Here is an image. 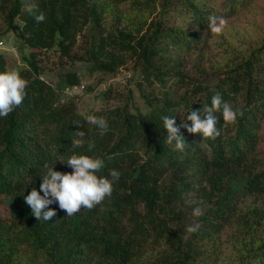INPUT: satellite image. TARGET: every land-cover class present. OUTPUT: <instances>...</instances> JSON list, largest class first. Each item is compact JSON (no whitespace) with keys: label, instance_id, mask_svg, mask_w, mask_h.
<instances>
[{"label":"trees","instance_id":"obj_1","mask_svg":"<svg viewBox=\"0 0 264 264\" xmlns=\"http://www.w3.org/2000/svg\"><path fill=\"white\" fill-rule=\"evenodd\" d=\"M256 1L0 0V41L12 38L21 55L10 66L0 52V72L17 69L28 81L22 105L0 118V264H264V28L239 42L208 28L209 16L228 21ZM85 29L88 70L124 68L133 84L91 113L74 97L62 100L44 75L52 52L62 64L75 60ZM59 76L66 88L82 80L78 69ZM216 94L242 113L235 123L215 113L214 140L181 127ZM89 114L103 116L107 131L88 124ZM165 116L183 151L165 143ZM76 131L85 132L79 148ZM72 154L103 159L109 179L120 172L112 195L73 216L53 203L56 215L38 220L24 197L39 191L45 163L70 173L60 161Z\"/></svg>","mask_w":264,"mask_h":264},{"label":"clouds","instance_id":"obj_2","mask_svg":"<svg viewBox=\"0 0 264 264\" xmlns=\"http://www.w3.org/2000/svg\"><path fill=\"white\" fill-rule=\"evenodd\" d=\"M28 12L32 13V7H28ZM37 23L44 22L46 17L43 12L36 15ZM226 19L222 16H209L208 28L212 33L220 34L226 26ZM28 81L24 79L17 69L0 72V118H6L17 107L21 106L26 97ZM220 112L225 124L235 123L238 115L233 106L223 100L221 95L216 94L211 99V106H203L200 110H191L186 117V121H191V125L183 122L181 127L187 129L189 133L200 134L203 139H216L221 135V130L217 127L218 119L215 113ZM88 124L107 131L108 124L103 116L89 114L85 116ZM163 128L167 130L165 143L173 144L176 150L183 151L185 140L180 135L176 121L170 116L163 117ZM85 132L76 131L72 146L79 148L84 142ZM89 151L94 147L88 145ZM65 163L72 169L70 173L54 171L53 166L44 164L46 171L42 174V183L39 191L35 188L24 197L25 203L32 209V214L38 219L50 221L56 211L49 206L58 204L59 208L65 211L66 216H73L81 209L92 210L101 204L113 192V186L119 180L120 172L112 169L107 176L100 175L104 168V160L84 154H72ZM43 193V195H41ZM203 214L202 209L197 207L193 210V216L199 217ZM199 224L187 227L186 231L195 233Z\"/></svg>","mask_w":264,"mask_h":264},{"label":"rangeland","instance_id":"obj_3","mask_svg":"<svg viewBox=\"0 0 264 264\" xmlns=\"http://www.w3.org/2000/svg\"><path fill=\"white\" fill-rule=\"evenodd\" d=\"M264 28V0H257L254 6L245 12L240 13L238 16L231 18L227 21L223 30L226 37L239 42V38L244 40H253L259 36ZM89 43V30L85 29L79 34L78 43L73 48L75 60H68L66 63H60V58L57 57L56 52H52L51 59L45 63V77L55 87L58 88L59 96L62 100L74 97L78 104V109L81 112H93L105 106H114L117 103V96L120 94L128 93L131 84V73L120 68L119 71L112 74H103L100 71L88 70V63L81 59L86 56V47ZM27 50V49H26ZM0 52L4 53L9 60L10 66L21 63V55L13 44L12 38L9 40L3 39V44H0ZM78 69L82 73L81 85L83 89L78 92H69L66 86L63 85L59 73L61 70ZM91 85L92 90H87V86ZM110 88L113 97L104 100L101 96L102 91ZM135 102L139 106H143L142 100L138 97L137 92L134 90Z\"/></svg>","mask_w":264,"mask_h":264},{"label":"built area","instance_id":"obj_4","mask_svg":"<svg viewBox=\"0 0 264 264\" xmlns=\"http://www.w3.org/2000/svg\"><path fill=\"white\" fill-rule=\"evenodd\" d=\"M0 44H3L2 41H0ZM84 88V85H81V84H75L71 87H67L66 90L69 91V92H72V93H76L78 91H80V89H83Z\"/></svg>","mask_w":264,"mask_h":264}]
</instances>
